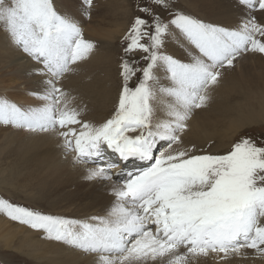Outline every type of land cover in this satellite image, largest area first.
Listing matches in <instances>:
<instances>
[{
    "label": "snow or ice",
    "instance_id": "snow-or-ice-1",
    "mask_svg": "<svg viewBox=\"0 0 264 264\" xmlns=\"http://www.w3.org/2000/svg\"><path fill=\"white\" fill-rule=\"evenodd\" d=\"M235 2L243 12L234 25L186 14L175 0L138 3L116 102L95 122L68 86L96 47L79 20L59 0H0V34L32 62L40 85L31 92L37 106L0 97V127L53 137L64 159L86 180L109 184L114 198L104 215L83 220L3 197L0 213L92 264H229L247 250L264 259V135L241 134L222 152L212 142L185 144L225 72L246 55L264 57V0ZM170 39L187 45L185 59L167 50Z\"/></svg>",
    "mask_w": 264,
    "mask_h": 264
},
{
    "label": "bare ground",
    "instance_id": "bare-ground-1",
    "mask_svg": "<svg viewBox=\"0 0 264 264\" xmlns=\"http://www.w3.org/2000/svg\"><path fill=\"white\" fill-rule=\"evenodd\" d=\"M185 2L194 17L207 22L234 25L243 12L235 0ZM120 9L128 11L123 6L112 4L107 13L109 17L93 25L94 29L83 27L86 23L80 22L85 38L94 42L96 47L90 60L82 66L80 74L68 81V86L76 96L82 92V96H78L81 100L79 102L87 103V118L95 122L107 118L102 114V106L111 98L113 88V79L109 78L113 71V61L99 59L100 43L114 42L116 32L107 33L104 28H111L110 25L115 26L119 19L125 18ZM117 11L119 19L110 16ZM106 36L107 39H104ZM172 54L180 59L186 58L185 50ZM0 67L7 70L5 77L27 78L25 84L14 82L9 88L1 89L0 97L19 104L18 99L11 97L9 93H31L40 87L38 80L31 75L32 62L1 38ZM259 120H264V57L249 54L241 58L234 69L225 72L208 107L193 114L185 144L204 146L215 141L212 151H220L228 148L234 136L244 126L255 124ZM88 185L94 186L104 198L94 199L96 195ZM110 187L103 182L86 180L83 169L74 167L64 159L53 137L34 134L31 138L18 141L12 133L0 132V191L21 195L22 203L31 202L36 206L35 210H41L40 204H45L51 215L81 220L104 215L114 202L109 194ZM43 237L42 232L28 226L23 229L11 220L0 217V245L4 248H25L34 254V259L40 264H92L91 256ZM208 259L209 262L198 263L220 264L217 260L212 262L211 257ZM192 264L195 263L192 261ZM229 264H264V259L258 261L237 257Z\"/></svg>",
    "mask_w": 264,
    "mask_h": 264
},
{
    "label": "rangeland",
    "instance_id": "rangeland-1",
    "mask_svg": "<svg viewBox=\"0 0 264 264\" xmlns=\"http://www.w3.org/2000/svg\"><path fill=\"white\" fill-rule=\"evenodd\" d=\"M59 1H60L59 3L61 5V8L63 11L71 13L72 15H74L79 20V22L86 23L83 25V27H88V28L90 27L91 29H94L93 25H95L96 23L101 22L105 18L109 17V15H107V13L109 12L110 6H112V4H115L116 6H123L124 8L128 9V11H125V12L123 11V9H120V12L121 13L124 12V14H125V18L122 20L119 19V17H118V11L115 15L109 13L110 16H113L114 18L119 19V22L115 26L110 25L109 27H111V28H104L105 32H107V33L111 32V31L116 32L114 35V42H112L110 44L105 43V42L100 43L101 47H100L99 59L113 61V67H112L113 71H112L111 76L109 77V78L113 79V82H112L113 88L111 90L112 94H111V96H110L111 98L108 100V102L103 104V106H102V108H103L102 114L106 115L108 117L110 115L111 111L113 110L114 104L116 102L118 90H119L120 80H119V76H118V66L120 63V57L122 55V40H123L131 22H132L133 16L138 14L137 10H136V5L138 3H141L142 0H93V6L91 7V9H87L86 6L82 3V0H59ZM175 4H176L177 8H179L184 13H186V14L189 13V15L191 14V16H194L193 13H191L189 6H187V3L185 2V0H175ZM85 11L90 12V18L83 15V13ZM187 11H188V13H187ZM0 38L7 42V40L3 37L2 34H0ZM104 39H107V36ZM182 44H184V42L182 40L178 43L177 41L170 39L168 42L167 50L170 53L185 50L187 45H184L183 47H181L180 45H182ZM137 55H139V54H137ZM6 71H7L6 69L2 70L0 67V90L5 89V88H9L11 86V84L14 82H18V83H22V84L26 83V81H27L26 77H5L4 74L6 73ZM87 92L90 93V91H87ZM9 95L11 97L18 99L19 104L24 105V106H29V105L37 106L40 103L39 100L33 98V96L31 95L30 92H26V91L11 92V93H9ZM78 96H79V98L82 96L81 91L78 93ZM79 101H81V100H79ZM82 103L87 105L86 102L84 103L82 101ZM87 109H88V106H87ZM96 121H98V120H96ZM4 131L12 133V136L15 137L18 141L26 140V139L34 136V134H30L26 131H21V130L15 129V128L0 127V132H4ZM245 133L252 134L254 136L255 135H264V120H259L255 124H247L246 126H244L234 136V139L232 140V142L235 139H237L239 135L245 134ZM215 143L216 142L213 141V144H215ZM229 146H228V148H229ZM228 148L220 149V151H225ZM88 186H89L90 190H93L94 194L96 195V197L94 199H103L104 198L103 195H101L100 193H98L96 191V188L94 186H90V185H88ZM0 197L8 199L15 204H19V205H22L24 207H28V208H31L34 210L36 207L31 202L26 203V204L22 203L21 198H23V197L21 195L14 194L12 192H8V191L7 192H1L0 191ZM45 207H46L45 204H40L41 210H39V211L46 213V214H51L50 209H48L47 207L45 208ZM47 210H49V211H47ZM53 215H56V214H53ZM0 217L6 218L7 220H11L8 217H6L3 213L1 214ZM11 222L15 225L22 227L23 229H26V227H27L26 225H24V224L22 225L21 223L16 222V221L11 220ZM247 251H248V258H245V260H258L259 261V259H261V258H253L252 250H247ZM202 258L204 260L201 259V257H200V258L196 259L197 262H196V260H195V262L193 260V263L199 264L198 262H203V261L209 262L210 261V259H208V258H206V259L204 257H202ZM211 260H212V262H215V260H213V259H211ZM0 264H40V263L34 259V254H31V252L26 250L25 248L18 247V248L7 249V248H4L3 246L0 245Z\"/></svg>",
    "mask_w": 264,
    "mask_h": 264
}]
</instances>
